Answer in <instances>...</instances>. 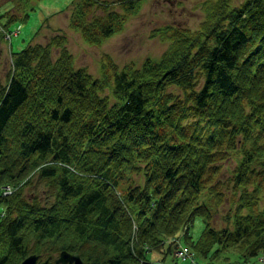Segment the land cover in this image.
<instances>
[{"label": "trees", "instance_id": "obj_1", "mask_svg": "<svg viewBox=\"0 0 264 264\" xmlns=\"http://www.w3.org/2000/svg\"><path fill=\"white\" fill-rule=\"evenodd\" d=\"M144 2L74 0L69 27L98 47ZM201 9L197 28L152 31L167 45L158 58L120 65L104 53L99 75L76 65L63 32L11 52L0 83V264L63 251L85 264H150L182 232L206 264L264 251V0ZM27 17L1 12L0 41ZM33 183L43 196L25 195ZM225 201L216 227L213 207Z\"/></svg>", "mask_w": 264, "mask_h": 264}, {"label": "rangeland", "instance_id": "obj_2", "mask_svg": "<svg viewBox=\"0 0 264 264\" xmlns=\"http://www.w3.org/2000/svg\"><path fill=\"white\" fill-rule=\"evenodd\" d=\"M114 2L115 0H106ZM204 0H145L139 13L132 17L125 29L115 34L101 46H90L81 38L80 34L69 27L74 0H0V13L9 10L18 16L28 17L17 20L10 25L12 33L6 36V41H0V83L5 84L9 69L12 66V51H18L30 44L46 43L50 36L63 32L68 37V47L74 54L77 66H86L94 74H100V60L104 53L111 54L120 65L130 61L140 64L146 57L158 58L166 49V44L158 38L151 37L152 31L167 24L197 28L204 17L201 3ZM114 5L113 7H115ZM101 13L102 10H96ZM39 31V32H38ZM4 32V31H3ZM6 35V34H5ZM57 50L54 51V55ZM229 165L222 164L218 180L222 181L221 190L225 196H230L231 181L230 169L235 166L232 158L227 159ZM224 162V163H225ZM23 184V183H22ZM14 191V188L11 192ZM26 196L42 194L40 187L35 183L24 189ZM43 196V194L41 195ZM261 206L264 198L260 200ZM214 219L212 224L222 227L230 205L228 201L213 207ZM205 223L197 217L190 228V233L197 238L204 229ZM264 251L259 255L241 261L243 264H264ZM58 254L54 258H57ZM233 255V259H237ZM150 264H190L180 258L174 257L173 252L164 253L153 251L150 253ZM262 258V259H261ZM198 264H206L196 256ZM262 260V261H261Z\"/></svg>", "mask_w": 264, "mask_h": 264}, {"label": "water", "instance_id": "obj_3", "mask_svg": "<svg viewBox=\"0 0 264 264\" xmlns=\"http://www.w3.org/2000/svg\"><path fill=\"white\" fill-rule=\"evenodd\" d=\"M21 264H84V261L79 254L63 251L54 261L51 260V256L45 260H40L38 254H31Z\"/></svg>", "mask_w": 264, "mask_h": 264}]
</instances>
